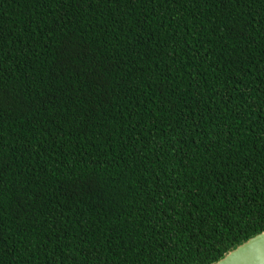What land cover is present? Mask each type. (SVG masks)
I'll use <instances>...</instances> for the list:
<instances>
[{"label":"trees","instance_id":"16d2710c","mask_svg":"<svg viewBox=\"0 0 264 264\" xmlns=\"http://www.w3.org/2000/svg\"><path fill=\"white\" fill-rule=\"evenodd\" d=\"M264 232V0H0V264H214Z\"/></svg>","mask_w":264,"mask_h":264},{"label":"water","instance_id":"95a60500","mask_svg":"<svg viewBox=\"0 0 264 264\" xmlns=\"http://www.w3.org/2000/svg\"><path fill=\"white\" fill-rule=\"evenodd\" d=\"M214 264H264V232L243 242Z\"/></svg>","mask_w":264,"mask_h":264}]
</instances>
